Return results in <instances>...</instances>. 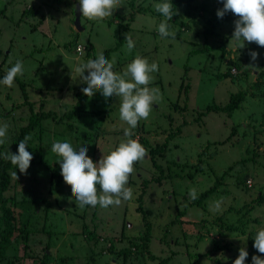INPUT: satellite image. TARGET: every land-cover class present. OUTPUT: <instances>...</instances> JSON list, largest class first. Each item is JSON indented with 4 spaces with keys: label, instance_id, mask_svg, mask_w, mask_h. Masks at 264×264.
<instances>
[{
    "label": "rangeland",
    "instance_id": "rangeland-1",
    "mask_svg": "<svg viewBox=\"0 0 264 264\" xmlns=\"http://www.w3.org/2000/svg\"><path fill=\"white\" fill-rule=\"evenodd\" d=\"M159 2L122 0L113 16L103 20L81 15L84 28L79 31L78 0H0V79L18 60L24 66L12 87L0 84V125L9 126L0 154L16 150L13 139L28 122L30 104L37 109L45 104L60 114L72 108L83 84L75 67L105 56L107 48H112L108 60L115 57L114 71L119 73L137 54L158 64L149 87L158 88L161 99L132 129V138L144 136L155 147L173 133L163 155L157 156L160 167L154 165L148 148L146 157L135 163L126 185L133 189L132 200L107 208H81L60 174V157L51 146L57 141L70 142L77 150L85 145L87 155L98 162L118 146L129 127L119 118L120 98L105 99L100 92L87 97L83 110L89 114L66 120L73 128L52 118L43 120L46 125L28 135L27 150L34 158L27 175L13 166L9 175L16 191L13 186L6 193L10 204L15 197L19 225L32 230L29 251L36 261L51 240L48 264H233L239 249L249 251L251 238L264 228V199L257 202L264 196V47L245 41L244 48H237L231 39L237 17L227 13L218 18L220 0H197L192 11L178 3V14L168 22L175 38H162L158 25L164 18L153 7ZM119 23L128 25L127 33L135 41L131 53L126 52L125 38L119 43L125 34ZM250 51L259 53L258 69L247 67ZM227 73L233 76L225 77ZM20 81L26 83L28 98ZM239 91L245 92L244 100L231 114L208 110L214 103L226 105ZM98 110L106 111L96 114ZM192 171L194 178L184 177ZM216 182L217 191L201 206L195 204ZM191 188L197 191L195 200L189 198ZM23 200L39 202L24 207L18 204ZM181 210L186 214L172 225ZM145 222L152 227L149 248L126 252L136 235L146 232ZM232 225L237 230L228 228ZM48 229L54 232L50 237ZM18 250L23 256L22 244ZM254 255L264 258L259 252ZM245 264L252 260L246 258Z\"/></svg>",
    "mask_w": 264,
    "mask_h": 264
},
{
    "label": "clouds",
    "instance_id": "clouds-1",
    "mask_svg": "<svg viewBox=\"0 0 264 264\" xmlns=\"http://www.w3.org/2000/svg\"><path fill=\"white\" fill-rule=\"evenodd\" d=\"M223 7L218 9L216 15L223 18L227 13H232L237 19L234 20V31L231 39L238 49L245 47V41L255 43L264 47V0H220ZM79 12L82 17L88 20H103L113 16L115 10L122 5V0H78ZM155 10L164 18L158 25V33L163 37L175 38L176 33L170 31L169 21L178 14V9L173 11L171 0L153 5ZM126 52L131 53L135 48V41L131 34L125 33ZM250 64L247 67L258 69L255 62L259 53L250 51ZM115 57L110 61L100 54L86 63L78 64L75 72L87 87L81 89L85 96L92 97L100 92L105 99L119 97V118L129 126L124 130L117 147L110 150L107 155H102L98 162L87 155L88 148L83 145L74 148L70 142H54L51 151L57 154L60 159L57 161L60 166V174L64 182L71 187V194L75 203L83 208L85 206L107 208L119 206L123 201L133 199V189L127 187L129 176L134 172V165L142 161L146 155V148L138 139H133L132 129L138 126L141 119L146 120L155 102L161 99L158 88L149 87L153 80L152 73L158 71L156 62L149 61L137 54L127 64L122 73L114 71ZM87 71V75L85 72ZM24 74L22 61H17L8 69L0 84L12 87L18 75ZM8 124L0 125V145L7 139ZM30 136L26 135L18 144L17 153L6 151L3 159L10 161L19 169L21 174L27 175L33 155L29 152L28 141ZM18 179L16 171L12 173ZM99 186V189L97 188ZM189 198L195 200L197 191L189 189ZM219 208V202L216 203ZM253 247L261 254H264V228H258L254 237ZM246 247L239 249L238 257L233 264H245L248 257ZM252 264H264V258L259 255L252 256Z\"/></svg>",
    "mask_w": 264,
    "mask_h": 264
},
{
    "label": "trees",
    "instance_id": "trees-1",
    "mask_svg": "<svg viewBox=\"0 0 264 264\" xmlns=\"http://www.w3.org/2000/svg\"><path fill=\"white\" fill-rule=\"evenodd\" d=\"M197 0H172V4H173V11H175V8H177V4H184L186 3V5L188 6V8L192 9L195 7V3ZM44 17V16H42ZM119 25L122 27L124 26V31L125 33H127V28L128 25H125L123 23H119ZM215 26V23L213 24ZM122 40L119 41V43L123 42L124 38H125V34L122 35ZM112 51V48H107L105 50V58L108 59L110 53ZM87 71L85 72V75H87ZM228 76H233L230 73L225 74V77ZM20 86L22 87V90L25 94V98H28V94L27 92V87H26V83L23 81H20ZM87 87L86 84H82L81 89ZM80 89V93H77V98H79V100L77 101V103L70 109H67V111H65L63 114H60L59 112L55 111V110H51V109H46L45 108V104L43 107L40 106L39 109H37L34 104H30V109H31V113L30 116L28 118V122L24 125H22L17 132L16 137L13 139L14 144L16 145V150L13 153H17L18 150V144L21 140L24 139V137L26 135H30L32 133L33 130H35L38 127L44 126L46 125L45 123H42L43 120L47 119V118H52L55 122L57 123H63L66 122L69 126V128H73L74 125L71 122H68L66 120H75V119H79L85 115H88L89 112H86L83 110V106L85 104V101L87 100L88 96H85L82 91ZM245 97V92L244 91H239L236 93H233L230 97L229 102L226 105H218V104H213V105H209L208 110L210 109H215V110H225L227 111L229 114H231L235 109L239 108L241 105V102L244 100ZM106 110H98L96 112L97 113H101V112H105ZM5 116V115H4ZM173 133H170V135L167 137V141H165L164 143L161 144H157L155 145V147H151L150 146V142L146 137H140L138 140L139 142L146 148L150 150L151 152V156H152V161L154 163V165L158 166V161H157V156L159 155H163L165 149L168 146V142L169 139L173 136ZM172 135V136H171ZM152 145V144H151ZM2 159V160H1ZM14 165L11 164L10 161H6L4 160L2 157H0V212H2L0 214V264H19L20 261L23 258L25 259H30L33 263L35 262H39L40 264H48L49 262V253L47 252V250H50V248L53 246L52 245V241L50 240L45 247H43V256L36 261V256L32 255L30 253V249H31V242L29 241V236L31 234L32 230L27 229L24 226L19 225V220L15 215V208H16V202H15V197H12L11 201L12 203L10 204V199L6 196V193L8 191L11 190V188L14 186L12 184L11 181V176L9 175V170L13 167ZM161 165H159L158 167H160ZM202 166V160H200L199 164L195 167L196 171H199L200 167ZM55 168V167H54ZM55 169L52 168V171H54ZM163 178L169 176L168 174H162L160 175ZM189 176L190 178H194L195 172H188L186 175H184V177ZM249 177V173L247 172L246 174L242 175V178L240 180V184L242 185H246V180ZM155 180H157L158 182H162V179H160V177L155 178ZM217 181H220L219 179ZM217 184L218 182L215 183V185L213 187H211V189H208L203 195H201V197L195 201V204H198L199 206H201L203 204V201L212 193L217 191ZM252 185V183L248 184V187H250ZM15 187V186H14ZM16 191V187L14 188ZM264 199V196L261 194L259 196V198L257 199V202H262ZM38 200H30V201H26L23 200L21 201V203H18L22 206H26L27 203L32 204L31 206H37L38 204ZM193 204V203H192ZM49 208V207H48ZM145 213V212H144ZM147 213V212H146ZM186 211L185 210H181L179 211L177 217L175 219H173L171 221V224L174 225L175 223L178 224L179 219L181 217V215H185ZM182 221V220H181ZM190 223H192V221H189ZM27 225V224H26ZM145 226H146V232H144L143 234H137L136 239L132 240L131 242V246L130 248L126 249V252H130L132 248H136V249H142L143 251L146 248H149V243L152 240V234H151V230L152 227L150 225V222H145ZM25 228V229H24ZM229 229H236L235 225L229 226ZM237 230V229H236ZM48 235L50 237V235H52L51 229L47 230ZM168 232V231H167ZM90 238V237H89ZM95 238V236H94ZM138 241H141L140 243H138ZM169 243V242H166ZM22 244L23 247V251H24V255H19L18 253L20 252L18 250V246ZM254 244V238H251V248L248 252V260H252V256L254 255V253H258V251L253 247ZM223 247V246H220ZM219 247V248H220ZM105 250V249H104ZM214 250L209 251V253H213ZM12 254V255H11ZM152 258H155V255H151ZM67 259L66 257H62L61 260ZM162 262V261H161ZM21 264H24L23 262Z\"/></svg>",
    "mask_w": 264,
    "mask_h": 264
},
{
    "label": "water",
    "instance_id": "water-1",
    "mask_svg": "<svg viewBox=\"0 0 264 264\" xmlns=\"http://www.w3.org/2000/svg\"><path fill=\"white\" fill-rule=\"evenodd\" d=\"M81 15L82 14L79 12V4H77V9L75 12V26L79 31L84 28L81 24Z\"/></svg>",
    "mask_w": 264,
    "mask_h": 264
},
{
    "label": "built area",
    "instance_id": "built-area-1",
    "mask_svg": "<svg viewBox=\"0 0 264 264\" xmlns=\"http://www.w3.org/2000/svg\"><path fill=\"white\" fill-rule=\"evenodd\" d=\"M250 184V183H249Z\"/></svg>",
    "mask_w": 264,
    "mask_h": 264
}]
</instances>
